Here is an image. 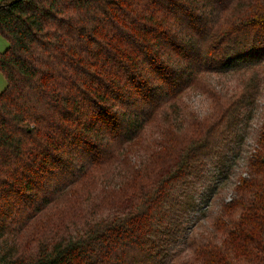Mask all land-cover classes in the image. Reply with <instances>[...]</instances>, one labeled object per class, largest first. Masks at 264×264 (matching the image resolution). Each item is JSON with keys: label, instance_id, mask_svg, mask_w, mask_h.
<instances>
[{"label": "trees", "instance_id": "1", "mask_svg": "<svg viewBox=\"0 0 264 264\" xmlns=\"http://www.w3.org/2000/svg\"><path fill=\"white\" fill-rule=\"evenodd\" d=\"M0 34V264H264V0H0Z\"/></svg>", "mask_w": 264, "mask_h": 264}, {"label": "rangeland", "instance_id": "2", "mask_svg": "<svg viewBox=\"0 0 264 264\" xmlns=\"http://www.w3.org/2000/svg\"><path fill=\"white\" fill-rule=\"evenodd\" d=\"M9 43L8 41L0 34V51L1 50H4L8 47ZM6 84V80H5V77H4V74L0 71V91L4 89V86ZM252 124V122H251ZM250 139V135H246L245 137V140H244V144L243 146H241V144H239L240 146V150L245 147L246 144H248L247 140ZM227 155V158H232V160H234L235 158H237L235 155H232L231 156V150L229 152L226 153Z\"/></svg>", "mask_w": 264, "mask_h": 264}]
</instances>
